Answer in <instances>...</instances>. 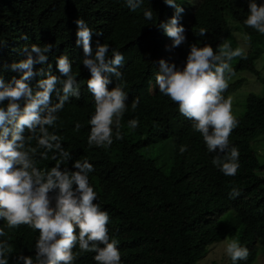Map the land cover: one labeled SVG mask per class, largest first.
<instances>
[{"label":"trees","instance_id":"1","mask_svg":"<svg viewBox=\"0 0 264 264\" xmlns=\"http://www.w3.org/2000/svg\"><path fill=\"white\" fill-rule=\"evenodd\" d=\"M175 2L181 5V0ZM256 2L261 4L264 0ZM248 3L249 0H200L185 26L187 42L176 48L172 64L182 70L193 43L198 47L210 44L216 49L228 42L235 49L238 46L234 35L242 33L251 37L250 41L246 38L248 58H236L231 65L236 73L256 76L252 43L257 40L264 45V35L243 24L249 13ZM144 10L153 12L152 21L144 19ZM174 13L175 9L164 0H144L136 12H131L124 0H101L97 17L86 11L66 15L48 12V0H0V76L8 83L12 77L18 79L22 75L11 71L10 65L27 59L25 46L30 50L33 44L53 45L46 54L47 64L52 65L57 76H60L57 58L69 57L73 75L81 85V95L79 99L70 98L58 113L57 128L49 131L63 138L64 149L73 157L62 167L75 171L72 164L84 158L94 165L95 171L89 174L90 184L98 193L96 203L110 215L109 236L119 241L122 264H197L206 255L207 246L235 233L236 240L250 253L246 261L237 264H254L257 251H264V155L259 157L256 146L260 141L264 144V83L260 95H247L242 101L243 111L234 113L239 126L231 134L230 145L239 149L240 168L235 177L225 176L212 164L217 153L207 151L192 122L179 114L178 105L159 93L155 83L166 36L159 25L168 23ZM77 19H84L93 29V52L99 41L121 51L125 57L124 66L119 69L128 93L121 129L125 138L114 140L107 150L89 149L87 144L90 131L87 121L95 109L87 90L90 72L82 64L83 48L76 45ZM200 28L208 29L206 36H199ZM97 32L102 35H96ZM47 64H35L33 71L46 70ZM42 78L46 77L37 75L27 83L36 91ZM110 79L109 90L122 82L111 76ZM238 84V81L231 84L223 95L226 97ZM137 97L139 105L133 111L131 104ZM52 100L58 102L55 93ZM6 106L7 101L0 104L5 109ZM134 118L139 119L140 125L133 131L127 122ZM77 122L82 125L79 132L74 130ZM29 135L26 129L24 136ZM142 136L146 139L139 141ZM31 143L33 147L36 145L35 140ZM180 146H186L187 151L181 154ZM37 159L41 168L55 164L51 159ZM233 187L241 194L229 198ZM0 228L7 233L0 240L11 237L9 243L14 248L9 264H16L20 254L35 260L38 232L27 226L11 231L2 218ZM74 251H79L78 245ZM94 255L85 253L76 264H95ZM226 261L232 264L228 256Z\"/></svg>","mask_w":264,"mask_h":264},{"label":"clouds","instance_id":"2","mask_svg":"<svg viewBox=\"0 0 264 264\" xmlns=\"http://www.w3.org/2000/svg\"><path fill=\"white\" fill-rule=\"evenodd\" d=\"M124 3L131 12H136L144 0H124ZM164 3L175 9V13L168 23L159 27L171 39V48H177L187 42L186 30L180 24L184 9L175 0H164ZM248 9L244 26L264 35V3L249 0ZM143 17L152 21L153 12L144 10ZM75 24L76 45L83 48L82 64L90 72L87 90L95 109L87 121L90 126L88 148L107 150L114 140L125 138L121 129L128 108V93L119 70L124 66L125 57L121 51L110 49L109 44L99 41L93 52V29L84 19H77ZM207 33L208 29L200 28L199 36L204 37ZM96 35H102V32ZM246 38L251 40L250 36ZM53 47L51 44L43 47L33 44L29 50L25 46L23 52L27 59L10 65L11 71L22 75L18 79L12 77L8 83L0 76V104L7 101L6 109L0 107V218L11 231L27 226L39 233L35 260L20 254L16 264H76L85 253H95V264H122L119 241L109 236L110 215L96 203L98 193L90 184L89 174L95 171L94 165L84 158L76 159L72 164L75 171L62 167L73 157L64 149L63 138L55 131H49L57 128L58 113L70 98L79 99L81 95V85L73 75L72 62L67 55L56 60L60 76L54 75L52 65L47 64L49 57L46 54ZM189 48L182 70L175 64L159 61L155 83L159 93L178 105L179 114L192 122L193 130L202 136L207 151L217 153L212 159L213 166L223 175L235 177L240 168V152L238 147L230 145V137L239 126V120L233 111L232 97L225 98L223 94L236 76L231 62L236 58L246 60L247 53L241 47L233 49L228 42L221 43L216 49L210 44L198 47L196 43ZM35 64H47V69L34 72ZM37 75L46 78L39 79L36 85L39 90L34 91L27 82ZM110 76L122 81L111 90L108 89L112 83ZM53 93L57 103H53ZM138 105L137 97L132 101V110L135 111ZM139 125L138 118L127 122V127L133 131ZM81 127L77 122L74 130L79 132ZM26 129L31 133L28 137L24 136ZM33 140L36 141L34 147ZM179 150L183 154L187 147L180 146ZM37 157L44 161L51 159L55 164L51 168L38 167ZM52 193L55 195H50ZM240 194L236 187L228 193L229 198ZM6 236L4 228H0V237ZM10 239L0 240V264H9V257L14 252ZM224 243L232 264L248 259V248L241 246L238 240L226 238ZM77 245L78 252L74 251Z\"/></svg>","mask_w":264,"mask_h":264},{"label":"rangeland","instance_id":"3","mask_svg":"<svg viewBox=\"0 0 264 264\" xmlns=\"http://www.w3.org/2000/svg\"><path fill=\"white\" fill-rule=\"evenodd\" d=\"M200 0H181V5L184 12L180 18V24L185 28L188 24L191 14L195 10L197 4ZM101 0H48V12H53L57 15H66L67 13H81L83 11L88 12L91 16L97 17L99 12V7ZM228 21V20H227ZM242 34V33H241ZM234 35L235 42L238 47H241L247 51L248 41L244 34ZM264 37V36H262ZM165 48L161 53L160 60H164L168 64H172L177 56L176 48H169L172 45V41L167 36H164ZM254 49L251 51L253 59V64L255 70H257V75H250L246 72H238L236 76L230 81V85L234 82H239L235 90L230 91L225 98L231 96L233 99V111L234 113L240 114L243 111V99L249 95H260L262 86L264 83V45L263 42H258L255 40L252 43ZM170 49V50H169ZM247 53V52H246ZM160 69V67H159ZM146 136H142L139 141H144ZM257 151L259 157L264 155V144L263 141L257 143ZM191 212L187 213V216ZM237 232V231H236ZM237 234L228 237V240L236 239ZM226 239V238H225ZM225 239L220 242L211 244L206 248V255L198 261L197 264H227L226 258V244ZM264 251L260 249L257 251L258 255L254 264H264Z\"/></svg>","mask_w":264,"mask_h":264}]
</instances>
